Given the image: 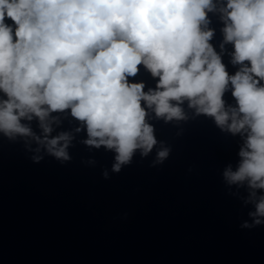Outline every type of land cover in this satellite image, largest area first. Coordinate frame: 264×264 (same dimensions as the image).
I'll list each match as a JSON object with an SVG mask.
<instances>
[{"label":"clouds","instance_id":"9594fccd","mask_svg":"<svg viewBox=\"0 0 264 264\" xmlns=\"http://www.w3.org/2000/svg\"><path fill=\"white\" fill-rule=\"evenodd\" d=\"M214 10L213 0H0V132L33 137L67 160L70 136L49 138L47 121L70 109L87 145L115 150L119 172L137 149L146 155L157 143L146 109L182 120L187 100L222 130L245 134L238 168L224 178L250 190L245 203L255 210L241 226L264 225V0H227L220 9L231 62L241 66L234 75L209 43ZM141 64L159 78L155 90L129 82ZM229 87L236 106H225ZM33 117L42 138L21 122Z\"/></svg>","mask_w":264,"mask_h":264},{"label":"water","instance_id":"95a60500","mask_svg":"<svg viewBox=\"0 0 264 264\" xmlns=\"http://www.w3.org/2000/svg\"><path fill=\"white\" fill-rule=\"evenodd\" d=\"M0 264H43L0 236Z\"/></svg>","mask_w":264,"mask_h":264}]
</instances>
